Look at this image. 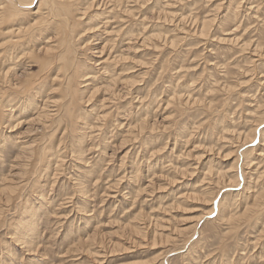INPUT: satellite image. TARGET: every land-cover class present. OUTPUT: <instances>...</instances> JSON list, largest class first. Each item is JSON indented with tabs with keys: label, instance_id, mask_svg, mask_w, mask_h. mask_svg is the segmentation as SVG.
Returning a JSON list of instances; mask_svg holds the SVG:
<instances>
[{
	"label": "rangeland",
	"instance_id": "374dc122",
	"mask_svg": "<svg viewBox=\"0 0 264 264\" xmlns=\"http://www.w3.org/2000/svg\"><path fill=\"white\" fill-rule=\"evenodd\" d=\"M0 264H264V0H0Z\"/></svg>",
	"mask_w": 264,
	"mask_h": 264
},
{
	"label": "bare ground",
	"instance_id": "6f19581e",
	"mask_svg": "<svg viewBox=\"0 0 264 264\" xmlns=\"http://www.w3.org/2000/svg\"><path fill=\"white\" fill-rule=\"evenodd\" d=\"M52 6H53V5H52ZM55 6H56V5H55ZM55 6H54V7H55ZM54 10H55V12H57L58 9H57V8H56V9L54 8ZM59 13H60V12H59ZM63 14H64V12H63ZM60 16H61V15H60ZM111 32H112V31H111ZM64 36H65V35H64ZM18 39H19V38H18ZM128 39H129V38H128ZM152 39H153V38H152ZM225 42H226V41H225ZM24 43H25V42H24ZM118 60H119V59H118ZM81 77H83L82 80L84 79V81L88 79V77H86V75L81 76ZM106 85H107V84H106ZM27 146H28V145H27Z\"/></svg>",
	"mask_w": 264,
	"mask_h": 264
}]
</instances>
